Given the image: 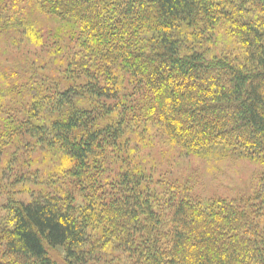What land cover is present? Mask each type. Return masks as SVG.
<instances>
[{
    "label": "trees",
    "instance_id": "16d2710c",
    "mask_svg": "<svg viewBox=\"0 0 264 264\" xmlns=\"http://www.w3.org/2000/svg\"><path fill=\"white\" fill-rule=\"evenodd\" d=\"M33 13L66 25L77 50L53 44L54 88L34 70L11 82L1 73L0 156L27 137L57 148L88 193L84 206L58 196L12 201L0 219L2 264H88L109 246L133 264H264V175L253 199L184 200L165 225L150 176L120 149L154 119L189 155L264 167V0H0V35L43 45ZM218 25L242 45V67L182 53ZM126 76L138 100L128 102ZM16 95L27 101L21 117L4 104ZM118 164L106 195L101 179Z\"/></svg>",
    "mask_w": 264,
    "mask_h": 264
},
{
    "label": "rangeland",
    "instance_id": "374dc122",
    "mask_svg": "<svg viewBox=\"0 0 264 264\" xmlns=\"http://www.w3.org/2000/svg\"><path fill=\"white\" fill-rule=\"evenodd\" d=\"M33 16L43 45L29 43L24 36L12 32L0 35L2 87L6 85L1 80L2 72H8L11 82L23 76L27 78L26 74L34 70L38 75V84L54 88L61 75L55 72L58 66L54 60L58 55L57 47L53 44L67 47L71 52L77 50V38L66 25L53 17L36 13ZM206 35L200 42L185 44L182 53L192 49L209 59L226 58L241 67L246 63L242 45L230 35L226 26L218 25ZM125 80L124 93L130 97L128 102L138 100L132 80L127 76ZM25 102L16 95L5 98L4 104L20 112L21 117V104ZM131 137L130 146L128 140L121 145V156L132 168L138 166L150 176L151 188L157 194V210L163 215L165 225H168L176 207L184 200L200 202L204 207L218 200L244 202L253 199L261 185L264 167L258 162L231 158L206 160L189 155L169 141L154 119L139 122ZM4 151L0 156V219L6 216V208L12 201L29 203L42 196L71 197L78 206H84V195L88 190L83 191L82 183L69 176L71 164L60 150L45 147L43 143L27 137L23 143L10 145ZM118 166L109 168L100 178L106 195L112 192L108 186L110 181L116 179ZM101 191H98V195ZM1 254L0 247V264L4 263ZM54 255L63 257L64 251L58 249ZM92 259L88 264H133L127 252L111 246Z\"/></svg>",
    "mask_w": 264,
    "mask_h": 264
}]
</instances>
